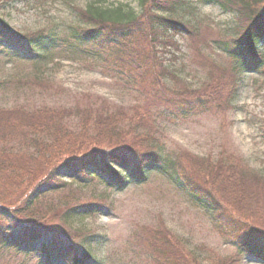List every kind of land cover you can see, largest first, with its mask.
<instances>
[{
	"label": "rangeland",
	"instance_id": "rangeland-1",
	"mask_svg": "<svg viewBox=\"0 0 264 264\" xmlns=\"http://www.w3.org/2000/svg\"><path fill=\"white\" fill-rule=\"evenodd\" d=\"M106 1L0 0V20L14 32L25 36L47 31L58 37L57 45H48L35 60L14 59L0 43V125H4L3 120L10 126H16L15 121L23 123L19 130L6 131L1 138L20 154L28 152V140L38 133L27 129L36 122H28L26 115L49 112L55 115V127L78 131L84 111L102 110L128 120L136 107H151L150 92L147 88L136 90L137 83L127 70L106 67L102 55L90 46L77 49L69 41L76 29L84 26L76 9L115 4L141 12L136 0ZM182 2L175 10L176 18L195 25L200 36L192 42L175 36L177 48H157L169 73L162 84L168 91L181 93L232 80L223 95L227 103L222 109L214 107L179 117L153 108L144 131L150 133L161 154L180 161L186 174L206 188L210 180L201 173L202 165L220 160H239L244 168L264 176V72H244L235 78L234 63L213 44L209 47L212 40H222L237 30L235 14L204 0ZM125 127L128 129V121ZM147 175L140 183L129 178L122 190L99 180L79 182L65 176L55 183L59 185L55 192L39 198L35 211L45 213L102 200L104 211L73 215L69 218L71 229L64 228L72 238L94 236L84 246L94 251L91 264H164L168 256L158 255L152 231L169 233L177 244L176 251L195 264H216L237 255L242 257L239 264H264L223 238L211 212L194 202L173 178L157 170ZM50 225L62 228L58 221ZM38 260V253L0 248V264H39Z\"/></svg>",
	"mask_w": 264,
	"mask_h": 264
},
{
	"label": "trees",
	"instance_id": "trees-1",
	"mask_svg": "<svg viewBox=\"0 0 264 264\" xmlns=\"http://www.w3.org/2000/svg\"><path fill=\"white\" fill-rule=\"evenodd\" d=\"M136 1L141 8L139 13L129 6L115 4L76 9L84 26L78 27L69 41L77 49L90 46L102 55L104 66L127 70L137 83L136 90L147 88L146 92H150L151 107L144 106L143 110L136 107L135 115L128 120L102 110L84 111L78 131L55 127V115L49 112L26 115L28 122H36L27 129L32 134L34 130L38 133L28 140L30 147L25 154L1 138L3 133L19 130L23 123L15 121L16 126H10L8 120H3L4 125H0V248L23 254L37 252L39 264H90L94 251L84 246L94 236L72 238L64 228L71 229L69 218L73 215L101 213L106 209L104 202L39 213L35 211L39 198L55 192L59 186L55 183L65 176L79 182L99 180L109 188L122 190L129 178L145 182L147 174L157 170L173 178L194 202L211 212L223 238L234 241L240 250L264 262V176L244 168L239 160H220L202 165L201 173L210 180L206 188L186 174L180 161L169 160L161 154L150 133L144 131L153 108L177 117L214 107L222 109L227 103L223 95L232 80L214 84L217 88L211 85L213 88L206 86L199 91L166 90L162 82L169 73L158 57L157 48L176 46L175 36L192 42L200 36V31L195 25L176 18L175 10L182 0ZM205 1L235 14L239 22L238 31L209 43V47L213 44L234 63L233 76L264 70V0ZM106 3L101 0V4ZM57 38L47 31L22 36L0 20V43L17 60L38 59L48 45H57ZM55 221L63 229L50 225ZM151 233L153 245L161 253L158 255L168 256L164 264H195L176 251L177 244L169 233ZM241 259L237 255L216 264H239Z\"/></svg>",
	"mask_w": 264,
	"mask_h": 264
}]
</instances>
